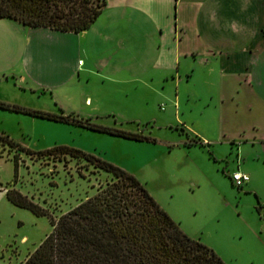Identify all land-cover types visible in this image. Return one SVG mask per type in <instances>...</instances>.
<instances>
[{
    "label": "rangeland",
    "instance_id": "1",
    "mask_svg": "<svg viewBox=\"0 0 264 264\" xmlns=\"http://www.w3.org/2000/svg\"><path fill=\"white\" fill-rule=\"evenodd\" d=\"M101 1L88 0V5ZM64 90L62 94L23 87L11 75H0L1 102L151 139L127 138L5 107H0V134L34 152L67 145L109 161L133 174L188 236L211 247L226 264H264V148L247 144L242 149L245 157L237 141L206 144L202 138L205 144L195 143L188 130L197 126L198 104L190 101L189 106L173 92V99L143 87L125 95L120 88L98 82L75 83ZM17 150L0 143V264H22L52 228L47 215H35L8 200L7 188L27 195L57 218L111 178L68 154L38 156L19 150L15 167ZM238 168L249 173L256 191L247 188L249 182L241 187L233 183L230 172Z\"/></svg>",
    "mask_w": 264,
    "mask_h": 264
},
{
    "label": "crops",
    "instance_id": "2",
    "mask_svg": "<svg viewBox=\"0 0 264 264\" xmlns=\"http://www.w3.org/2000/svg\"><path fill=\"white\" fill-rule=\"evenodd\" d=\"M1 74L62 94L81 82L173 92L198 104L192 137L264 148V0H106L78 32L0 17Z\"/></svg>",
    "mask_w": 264,
    "mask_h": 264
},
{
    "label": "trees",
    "instance_id": "3",
    "mask_svg": "<svg viewBox=\"0 0 264 264\" xmlns=\"http://www.w3.org/2000/svg\"><path fill=\"white\" fill-rule=\"evenodd\" d=\"M105 5L102 0H0V17L30 26L62 31L87 29ZM0 107L24 110L32 115L72 122L91 129L133 139L151 138L139 133L81 121L70 115L29 110L0 101ZM203 143L201 139H192ZM0 143L36 155H70L85 159L111 176L95 192L57 218L15 188L5 195L13 204L35 215H47L51 231L22 264H226L208 245L188 236L161 207L147 188L130 172L91 153L67 145L37 152L0 134ZM1 188V182H0Z\"/></svg>",
    "mask_w": 264,
    "mask_h": 264
},
{
    "label": "built area",
    "instance_id": "4",
    "mask_svg": "<svg viewBox=\"0 0 264 264\" xmlns=\"http://www.w3.org/2000/svg\"><path fill=\"white\" fill-rule=\"evenodd\" d=\"M82 63H83V61L81 59L78 60V64H82ZM230 177H231V180L233 181V183L238 187H241L245 182H247L249 180L248 174L244 173L240 170L232 171L230 173Z\"/></svg>",
    "mask_w": 264,
    "mask_h": 264
}]
</instances>
